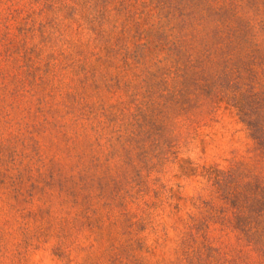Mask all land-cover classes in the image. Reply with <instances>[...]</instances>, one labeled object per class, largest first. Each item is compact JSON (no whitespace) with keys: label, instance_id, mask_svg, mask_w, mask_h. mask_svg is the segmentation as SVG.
Masks as SVG:
<instances>
[{"label":"rangeland","instance_id":"1","mask_svg":"<svg viewBox=\"0 0 264 264\" xmlns=\"http://www.w3.org/2000/svg\"><path fill=\"white\" fill-rule=\"evenodd\" d=\"M264 0H0V264H264Z\"/></svg>","mask_w":264,"mask_h":264},{"label":"trees","instance_id":"2","mask_svg":"<svg viewBox=\"0 0 264 264\" xmlns=\"http://www.w3.org/2000/svg\"><path fill=\"white\" fill-rule=\"evenodd\" d=\"M253 136L257 139L260 146H264V136H259V135H253Z\"/></svg>","mask_w":264,"mask_h":264}]
</instances>
